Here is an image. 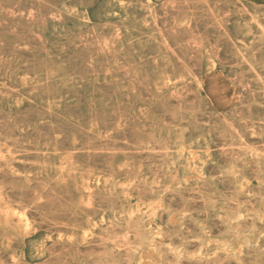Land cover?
Returning <instances> with one entry per match:
<instances>
[{
	"label": "rangeland",
	"instance_id": "374dc122",
	"mask_svg": "<svg viewBox=\"0 0 264 264\" xmlns=\"http://www.w3.org/2000/svg\"><path fill=\"white\" fill-rule=\"evenodd\" d=\"M0 264H264V0H0Z\"/></svg>",
	"mask_w": 264,
	"mask_h": 264
}]
</instances>
